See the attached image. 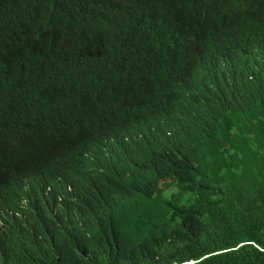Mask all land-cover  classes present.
<instances>
[{"label": "trees", "instance_id": "1", "mask_svg": "<svg viewBox=\"0 0 264 264\" xmlns=\"http://www.w3.org/2000/svg\"><path fill=\"white\" fill-rule=\"evenodd\" d=\"M254 38L264 0H0V217L30 223L58 181L79 197L56 221L82 231L124 197L80 244L29 242L20 259L264 264V66L180 93Z\"/></svg>", "mask_w": 264, "mask_h": 264}, {"label": "clouds", "instance_id": "2", "mask_svg": "<svg viewBox=\"0 0 264 264\" xmlns=\"http://www.w3.org/2000/svg\"><path fill=\"white\" fill-rule=\"evenodd\" d=\"M222 66L226 67L228 71H211L207 68H200L198 71L193 70L180 88V93L184 98L183 103L190 99L194 89L193 82L202 73L210 72L211 77L221 85L222 83H230L234 75L242 74L247 69L264 66V40L254 38L244 44L234 43L224 55ZM261 91L264 95V82ZM183 103L179 109V121L184 127ZM250 112L253 113V116L257 115L261 112V107L254 106L250 109ZM163 119L149 132L164 126ZM67 171L58 170L57 173ZM133 173L137 172L133 171ZM35 181L36 179L30 178L23 180L21 185L24 184L25 187L31 186L32 190L28 196L22 197V203L33 198L34 194L32 195V193ZM39 186L40 188L34 197L38 198L40 196L42 202L39 204L41 208L40 216H33L30 223H28L25 220V213H23L22 209L17 214L18 217L14 222L6 221V214L0 217V264H28L29 259H20L21 254L19 255V251H27L25 246L29 242L33 244V246H29L31 248L37 250L46 248V250L51 249L52 251L55 250L53 242L56 241L58 236L62 237L68 246L80 244L86 240V233L92 232L96 227L105 225L104 222L110 217L111 205L119 203L124 199L122 197L121 200L108 202L105 208L95 212V216L99 220L93 226H88L84 230L78 231L76 227L67 223L57 222L56 219L71 216L75 210L79 192L71 193L72 184L64 185L58 181L49 185L43 183ZM94 192L99 196L101 201H106L112 195L98 190H94Z\"/></svg>", "mask_w": 264, "mask_h": 264}]
</instances>
